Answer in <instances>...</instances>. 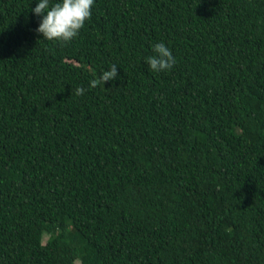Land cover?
<instances>
[{"label":"trees","instance_id":"16d2710c","mask_svg":"<svg viewBox=\"0 0 264 264\" xmlns=\"http://www.w3.org/2000/svg\"><path fill=\"white\" fill-rule=\"evenodd\" d=\"M37 3L0 0V264H264V0H94L66 44Z\"/></svg>","mask_w":264,"mask_h":264},{"label":"clouds","instance_id":"9594fccd","mask_svg":"<svg viewBox=\"0 0 264 264\" xmlns=\"http://www.w3.org/2000/svg\"><path fill=\"white\" fill-rule=\"evenodd\" d=\"M93 4L94 0H59L50 7V0H38L32 12L42 19L35 31L48 41L66 44L77 37L85 21L90 19ZM153 52L155 55L149 56L146 62L154 72L167 71L175 65V57L163 42L155 44ZM118 78L117 66L112 65L99 79L91 80L89 88ZM84 92L85 89L79 87L75 94L83 95Z\"/></svg>","mask_w":264,"mask_h":264}]
</instances>
